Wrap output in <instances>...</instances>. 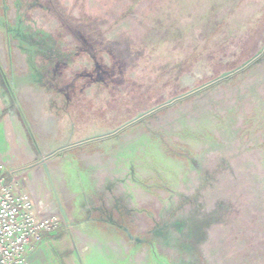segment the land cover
<instances>
[{
  "label": "rangeland",
  "instance_id": "1",
  "mask_svg": "<svg viewBox=\"0 0 264 264\" xmlns=\"http://www.w3.org/2000/svg\"><path fill=\"white\" fill-rule=\"evenodd\" d=\"M263 48L264 0H0L1 142L85 264H264Z\"/></svg>",
  "mask_w": 264,
  "mask_h": 264
},
{
  "label": "built area",
  "instance_id": "2",
  "mask_svg": "<svg viewBox=\"0 0 264 264\" xmlns=\"http://www.w3.org/2000/svg\"><path fill=\"white\" fill-rule=\"evenodd\" d=\"M34 208L32 196L20 192L0 164V264H29L28 255L43 236L59 229L58 218L38 219Z\"/></svg>",
  "mask_w": 264,
  "mask_h": 264
},
{
  "label": "crops",
  "instance_id": "3",
  "mask_svg": "<svg viewBox=\"0 0 264 264\" xmlns=\"http://www.w3.org/2000/svg\"><path fill=\"white\" fill-rule=\"evenodd\" d=\"M4 114L0 113V121ZM3 123L0 124V164L6 172H11L14 182L18 185L20 192L29 193L35 204L34 214L38 219L58 218L60 211L55 203L49 200V191L46 179L39 177L27 176L24 178V185L19 184L18 174H16L17 157L11 156L16 153L15 148L9 142H1L5 137ZM2 138V139H1ZM16 147V146H15ZM68 218V217H67ZM67 220V219H66ZM70 221V222H69ZM67 222L72 226L73 219ZM85 223V222H84ZM83 224V223H81ZM76 225V224H75ZM81 230V229H80ZM92 238L91 234L85 231H79L75 234H64L62 230L59 232L46 233L37 247L29 253V264H85L88 251L91 252L92 247L86 246L82 252L75 247L78 241L89 242ZM84 243V242H83ZM78 245V244H77ZM85 245V244H84ZM95 249V248H93ZM99 251V250H95ZM99 254V252H98Z\"/></svg>",
  "mask_w": 264,
  "mask_h": 264
},
{
  "label": "water",
  "instance_id": "4",
  "mask_svg": "<svg viewBox=\"0 0 264 264\" xmlns=\"http://www.w3.org/2000/svg\"><path fill=\"white\" fill-rule=\"evenodd\" d=\"M263 52H264V48L259 52L258 55L262 54ZM231 74H232V73H229V74H226V75L222 76L221 78L218 79V81L221 80V79H223V78H227V77H229ZM127 125H129V124H127ZM127 125H125L124 127H126ZM116 132H117V131L112 132V133H110V134H105V135L96 136V137L92 138V140H97V139H100V138L110 137V136L114 135Z\"/></svg>",
  "mask_w": 264,
  "mask_h": 264
}]
</instances>
